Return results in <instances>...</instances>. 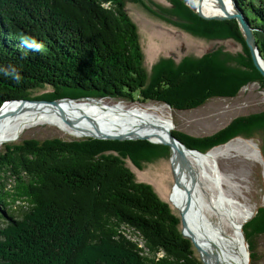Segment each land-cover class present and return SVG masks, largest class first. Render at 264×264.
Segmentation results:
<instances>
[{"label": "trees", "instance_id": "trees-1", "mask_svg": "<svg viewBox=\"0 0 264 264\" xmlns=\"http://www.w3.org/2000/svg\"><path fill=\"white\" fill-rule=\"evenodd\" d=\"M128 0H0V107L39 98L164 102L190 110L215 96H234L262 76L253 67L235 19L206 20L185 0H169L162 21L196 37L229 34L243 45L239 66L213 50L179 63L161 59L149 76ZM255 30L264 58V0H235ZM158 11H162L156 6ZM213 97V98H214ZM261 133L264 110L236 118L206 137L173 130L205 152L233 136ZM146 140L24 139L0 151V264H204L180 231V218L126 165L167 154ZM165 150V149H164ZM113 152L115 154H113ZM249 262L258 260L264 207L242 227ZM133 234V238L130 237Z\"/></svg>", "mask_w": 264, "mask_h": 264}, {"label": "rangeland", "instance_id": "rangeland-1", "mask_svg": "<svg viewBox=\"0 0 264 264\" xmlns=\"http://www.w3.org/2000/svg\"><path fill=\"white\" fill-rule=\"evenodd\" d=\"M150 11L153 13L157 12L158 14H165V10H170L172 8V4L169 0H142ZM191 0H185V4L188 5L192 9V11L198 15L199 17H210L204 18L206 20H227L222 15L218 16H209L203 15L197 12L193 5L190 3ZM202 2V0H200ZM225 1V0H224ZM156 6L159 7L162 11H158ZM125 8L130 18L137 26L139 39L141 43V47L143 50V64L146 68L149 76L153 75V71L155 66L161 59L171 58L175 63H179L183 58L186 57H201L204 54L210 53L213 50L222 51L227 54V57L230 60V64L233 66H239L238 57H232L231 55H239L240 58L243 56L244 47L243 45L232 38L229 34H225L223 38H214V39H206L201 37H196L191 35L180 28L168 24L167 22L162 21L157 16H154L150 11L146 10L144 6L141 4H134L129 2V0L125 4ZM207 10L210 11V14L215 11L210 5L206 6ZM221 11L223 9L218 8ZM227 14V13H226ZM225 14V15H226ZM224 16V17H222ZM217 17H222L221 19H217ZM224 18V19H223ZM250 23V21H249ZM240 28V27H239ZM241 31V29H240ZM253 33L255 35V30L253 29ZM242 38L243 34L241 32ZM255 40L257 43V38L255 36ZM264 42V40H262ZM244 43L249 51V48L244 40ZM261 43H257L258 51ZM261 61L264 62V58L261 55ZM249 56L253 67L259 72L256 68L253 59L251 57V53L249 51ZM260 61V63H261ZM259 63V64H260ZM261 75V73L259 72ZM262 76V75H261ZM262 81L255 80L246 83L242 86L234 96H213L207 99L203 104L195 107L190 110H176L173 109L170 105L164 102H156V101H147V102H139V101H118L113 98H101V99H62L64 102L73 101L76 104L83 102H94L103 106H112V105H121L124 108H141V109H149V106L162 109L168 117H170L171 121V129L168 130H178L192 137H206L209 135H213L220 130L229 126L236 118L245 117L249 114L258 113L264 110V77L262 76ZM52 90L51 87L44 86L42 88H37L31 91L30 98L31 100H40L44 93L50 92ZM48 100V99H43ZM53 100V99H52ZM51 99L48 101H52ZM57 100V99H54ZM13 104H20L18 101H14ZM9 104V103H8ZM24 104V103H23ZM43 104H51L50 102L39 103L38 105ZM10 105V104H9ZM12 106V105H11ZM35 106V105H34ZM37 106V105H36ZM36 110V109H35ZM57 112V111H56ZM9 114V113H8ZM8 114L2 115L4 121H8ZM34 114H38L37 111H29L26 110L23 114H20L19 117L25 115V117L31 119L35 117ZM77 119L83 120L84 122L92 124L91 120L85 118L80 112L76 113ZM127 122V121H126ZM129 124V123H126ZM171 131V132H172ZM173 134V133H172ZM174 135V134H173ZM92 136H101V137H112L106 135H81L73 134L66 131L64 128L59 126L57 122L54 120L45 119L37 122L36 125L29 127L21 133L18 139L14 142L9 143L5 142L0 147V151L3 150L4 145H13L19 144L24 139H36L39 141H45L47 139H62V140H85L89 138H94ZM175 136V135H174ZM132 139L131 141L136 140H146L157 147H165L162 148L163 151H166L167 154L161 156L159 158H154L153 160L142 161L140 162V169L135 167L129 160L126 161V165L130 167L133 171L135 178L137 181L145 182L153 187L158 196L166 201L170 206L174 214H176L180 218V231L186 234L185 231L186 225H189L191 228L197 229V225L193 226L184 222V213L182 215V211L175 206L172 202V187L174 184L175 178V168H173L172 164V149L175 150L174 145L171 144L169 140H166L164 143L154 142L144 136H128ZM99 140H118V139H102L95 138ZM120 141V140H119ZM184 146H186L184 144ZM156 147V148H157ZM172 147V149H171ZM177 150H175V154L181 146H175ZM236 147V148H234ZM229 149L226 154H222L220 157L216 159L215 163V171L219 174V180L211 181L206 176V170L200 169L199 172L202 174L201 182L203 183L201 189V197L202 199L209 205L208 211L207 208L200 210L202 212L201 217L207 218L211 221H215L220 223L223 231L227 232L230 236L233 235L235 228L234 219L229 216L225 212H221V207L219 206L217 211L214 205L215 199L220 195V198L224 200L225 207L228 209L229 214L232 212L234 214L233 217H241L245 216L241 220V225L237 226L238 231L240 233V243L238 245L242 246V249L245 256L247 257V264L249 262V251L248 245L246 249V245L244 239L242 237L241 228L244 223L250 220L256 213V210L259 207H264V157H263V140L261 133L257 132L251 137L245 136H233L229 138L224 143L215 145L211 147V149ZM211 149L201 152L202 154L207 153ZM185 150V149H184ZM188 152V151H187ZM200 152V151H199ZM113 154H115L113 152ZM191 154V153H190ZM195 163V162H194ZM197 164V165H196ZM214 164V160H213ZM202 166V164H201ZM213 166V169H214ZM200 167L198 163H195V168ZM203 167V166H202ZM174 171V173L172 172ZM214 176V175H213ZM216 176V174H215ZM218 195V196H217ZM227 198V199H226ZM174 204V205H173ZM198 206H202L203 204L200 202ZM181 214H180V211ZM212 211V212H211ZM184 223V227L183 224ZM183 234V233H182ZM189 234V233H187ZM130 237L133 238V234L130 233ZM214 239H218L215 238ZM204 237L201 239L202 243L207 246L210 250L221 249L220 247L224 246V244H219L215 242L207 243ZM218 242H220L218 240ZM191 243H193L191 241ZM227 243L233 245L234 240L229 241L227 239ZM238 243V241H237ZM243 243V244H242ZM236 244V243H235ZM193 250L195 255L199 256L202 260V252L199 251L196 242L193 244ZM237 245V244H236ZM256 245L258 250V260L254 264H264V234L260 235L256 239ZM220 253H223L220 251ZM213 257V255H212ZM205 262L204 260L202 261ZM249 262V263H248ZM206 264V262L204 263ZM253 264V263H251Z\"/></svg>", "mask_w": 264, "mask_h": 264}, {"label": "bare ground", "instance_id": "bare-ground-1", "mask_svg": "<svg viewBox=\"0 0 264 264\" xmlns=\"http://www.w3.org/2000/svg\"><path fill=\"white\" fill-rule=\"evenodd\" d=\"M234 2L236 7L240 9L235 0ZM190 3L197 12L206 16H218L227 12L218 9L217 0H202V2L200 0H191ZM207 5H210L213 10L215 5V11L210 14V11L206 8ZM231 5L232 3L230 0H225V6L227 8H231ZM260 66L264 69L263 61H261ZM13 103L15 102H9L10 105L4 103L0 109V147L5 144V142H14L25 129L32 127L36 125L37 122L45 119L54 120L66 131L75 135L80 134V136L87 134L112 137L144 136L154 142L164 143L166 140L170 141L169 134L172 130H168L167 132V128L171 129L170 117H168L162 109L152 106H149V109H137L124 108L119 104L103 106L92 101H82L81 103L76 104L73 101L64 102V100L59 101L56 105H38L39 103L31 101L23 102L24 104L21 102L20 104ZM26 110H29L30 112L37 111L38 114H34L35 117L31 119L25 117V115L19 117V115L23 114ZM77 112H80L85 118L91 120L92 124L90 125V123L77 119ZM6 114H8V121H4L2 118V115ZM171 144L174 145L172 142ZM176 146L180 145L177 144ZM174 148L177 150V147L174 146ZM175 150L172 154V164L173 168H175L176 183L174 182L172 187L173 191L171 199L175 206L182 211V215L184 213V222L193 226L197 225V229L186 225L185 231L189 234H184L187 238L189 237L193 243L196 242L199 251L202 252V260H204L206 264H247L246 254L244 253L242 246H240L241 244L238 245L241 241L237 227L238 225H241V220L245 216L233 217L234 214L232 212L229 214L228 209L225 207V199L223 200L220 198V195H217L218 197L215 199L214 205L217 211L220 212L218 209L220 206L221 212L227 213L234 219V224L237 226H234L235 231L233 235L230 236L227 232L223 231L220 223H217L214 220L211 221L206 217L202 218L200 215L202 214L200 210L207 208L206 211H208L209 205H207L201 197V186H203L201 177L203 176L199 173L201 172L199 170L204 168L207 171L206 176L211 181L218 183L216 180H219V174L215 171L214 165L216 159L222 154H226L229 149L214 148L205 154H202L199 151L197 152V150L191 149L187 146H181L176 154ZM194 162L198 163L200 167L195 168ZM172 172L174 173L173 170ZM200 202L203 204V207L198 206ZM203 237L209 239L211 242L224 244L226 247L222 246L220 247L221 249H219L223 253H220L217 249L210 250L202 243L201 239ZM214 237L218 239H214ZM227 239L229 241L234 240L237 245L235 243H233V245L230 243L229 245ZM218 240L220 242H218ZM210 241L206 240L207 243H210ZM243 243H245V241Z\"/></svg>", "mask_w": 264, "mask_h": 264}, {"label": "water", "instance_id": "water-1", "mask_svg": "<svg viewBox=\"0 0 264 264\" xmlns=\"http://www.w3.org/2000/svg\"><path fill=\"white\" fill-rule=\"evenodd\" d=\"M230 2L232 3L231 5V8H227L225 6V1L224 0H217V5L219 8L227 11L226 15L224 16H228V17H224L226 19H235L241 29V32L243 34V37H244V40L249 48V51L251 53V57L253 59V62L256 66V68L259 70V72L261 73V75L264 77V69L260 66L259 62L261 61V58H260V54H259V51H258V45L256 43V40H255V35L253 33V28L251 27L250 23H249V20L248 18L244 15V13L242 12L241 9H238L236 7V4L234 2V0H230ZM226 7V8H225ZM222 17H217V19H221ZM204 18H210V17H204ZM223 18V19H224ZM62 99H57V100H52V101H48V100H43V99H40V100H35L34 99H20V100H13V101H18V102H28V101H31V102H36V103H45V102H50L51 104H58L59 101H61ZM13 101H8V102H5V103H9V102H13ZM4 105V104H3ZM2 105V106H3ZM1 106V107H2ZM0 107V109H1ZM94 138H102V139H105V138H108V139H118V140H132V139H136V138H131V137H117V136H114V137H101V136H92ZM138 138V137H137ZM169 138H170V142H172L174 144V146H176L177 144H179L180 146H183L185 147L173 134L172 132H170L169 134ZM172 149V147H171ZM198 152V151H197ZM172 154H173V149H172ZM174 182L176 183V177L174 178ZM183 224V227H184V223L182 222ZM183 233V236H186ZM187 237V236H186ZM242 237L246 243V246H247V242L245 240V236L244 234L242 233ZM189 238V237H188ZM190 239V238H189ZM191 240V239H190ZM249 257V256H248ZM203 261V260H202ZM205 263V262H204Z\"/></svg>", "mask_w": 264, "mask_h": 264}]
</instances>
